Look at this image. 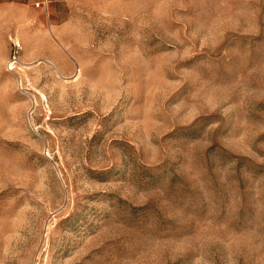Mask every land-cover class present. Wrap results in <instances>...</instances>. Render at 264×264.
Segmentation results:
<instances>
[{
  "label": "rangeland",
  "instance_id": "obj_1",
  "mask_svg": "<svg viewBox=\"0 0 264 264\" xmlns=\"http://www.w3.org/2000/svg\"><path fill=\"white\" fill-rule=\"evenodd\" d=\"M0 264H264V0H0Z\"/></svg>",
  "mask_w": 264,
  "mask_h": 264
},
{
  "label": "built area",
  "instance_id": "obj_2",
  "mask_svg": "<svg viewBox=\"0 0 264 264\" xmlns=\"http://www.w3.org/2000/svg\"><path fill=\"white\" fill-rule=\"evenodd\" d=\"M47 1V0H46Z\"/></svg>",
  "mask_w": 264,
  "mask_h": 264
}]
</instances>
